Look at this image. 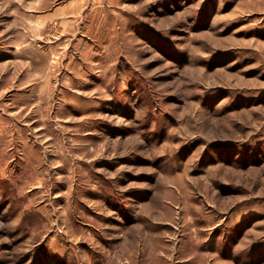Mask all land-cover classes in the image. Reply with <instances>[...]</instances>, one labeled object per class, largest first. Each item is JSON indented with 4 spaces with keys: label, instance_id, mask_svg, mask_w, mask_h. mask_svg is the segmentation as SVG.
<instances>
[{
    "label": "rangeland",
    "instance_id": "374dc122",
    "mask_svg": "<svg viewBox=\"0 0 264 264\" xmlns=\"http://www.w3.org/2000/svg\"><path fill=\"white\" fill-rule=\"evenodd\" d=\"M136 263L264 264V0H0V264Z\"/></svg>",
    "mask_w": 264,
    "mask_h": 264
},
{
    "label": "bare ground",
    "instance_id": "6f19581e",
    "mask_svg": "<svg viewBox=\"0 0 264 264\" xmlns=\"http://www.w3.org/2000/svg\"><path fill=\"white\" fill-rule=\"evenodd\" d=\"M134 259V258H133ZM131 261V260H130ZM129 263V262H128ZM131 263V262H130ZM137 264V263H136Z\"/></svg>",
    "mask_w": 264,
    "mask_h": 264
}]
</instances>
